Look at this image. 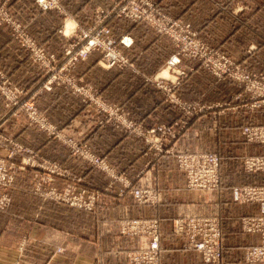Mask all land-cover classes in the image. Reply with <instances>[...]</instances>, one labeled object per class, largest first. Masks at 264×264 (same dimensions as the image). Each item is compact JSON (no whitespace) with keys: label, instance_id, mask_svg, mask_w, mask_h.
I'll use <instances>...</instances> for the list:
<instances>
[{"label":"crops","instance_id":"crops-1","mask_svg":"<svg viewBox=\"0 0 264 264\" xmlns=\"http://www.w3.org/2000/svg\"><path fill=\"white\" fill-rule=\"evenodd\" d=\"M31 1L11 0L10 5L29 12L28 24L43 15L51 17L33 23L47 49L60 50L79 30L97 25L107 28L116 41L130 40L128 47H116L126 57L125 67L103 68L98 62L100 54L91 51L71 64L69 74L90 86L93 96L118 108L132 127L106 120L66 84L51 83L37 90L47 80L44 74L8 39L0 42V65L11 71V80L22 89L37 90L32 93L37 111L63 136L86 145L125 180L123 184L109 180L71 155L69 145L44 136L35 127L20 130L15 141L29 149L35 166L16 169L6 191L9 204L0 211V264H129V255L147 248L148 241L145 236L120 233L121 226L131 220L158 223L159 253L150 264H205L200 254L185 248L184 237L173 231V222L186 217L219 222L222 258L218 264H246L245 249L258 245L261 238L243 233L240 226L244 218L261 215L264 206L240 202L236 191L264 185V173H248L244 168L246 158L264 156V144L248 143L242 131L247 126H264V104L257 103L260 100L252 98L243 84L239 90L231 80L214 77L196 62L183 59L167 68L175 54L170 39L143 23L106 15L112 0H60L61 11L42 13L34 8L33 13L29 11L26 4ZM152 1L169 17L188 22L207 48L218 50L244 72L264 81V0ZM0 34L5 40L6 35ZM188 65H193V72L186 78L177 76ZM157 81L173 86L174 98L201 106L184 129L176 125L182 119L176 102L167 100L172 97ZM162 126L170 130V139L157 152L153 142H145V132ZM132 130L140 134L127 132ZM191 152L218 155L219 184L212 190L187 188L176 154ZM21 158L15 156L13 161L18 164ZM44 165H56V173L42 170ZM48 176L51 181L42 182ZM130 187L152 192L154 202H136ZM66 188L97 193L94 213L43 196L48 190L61 193Z\"/></svg>","mask_w":264,"mask_h":264},{"label":"built area","instance_id":"built-area-1","mask_svg":"<svg viewBox=\"0 0 264 264\" xmlns=\"http://www.w3.org/2000/svg\"><path fill=\"white\" fill-rule=\"evenodd\" d=\"M52 1V5H49L44 0H35L36 4L42 10L50 8L58 10L57 0ZM113 1L114 3L115 1L117 2L113 8L117 17L127 19L134 23L148 22L155 26L154 29L158 34L167 36L170 39L172 44L177 49V54L169 59L167 63L169 69L180 64L183 57L189 59L198 58L206 68L213 67L210 64L209 59H202L203 57L207 58L208 55H201V52L204 49L203 45L199 44L195 32H193L188 25H184L181 21H175L169 18L168 22L173 24L174 27L167 26V19L159 13H157L158 16H155L150 13V10L147 12V10L140 9L132 13L129 11L127 6L130 3V0ZM108 14H110V12L106 15ZM159 17H163L166 21H162ZM80 40L82 43L79 47L75 48V52H73V54H71V51L65 52L67 58L65 64L63 65L64 68L71 65L77 59L84 58L91 51L100 52L101 58L99 60V64L103 68H112L114 66L123 68L127 65L126 57L119 51L117 52L115 47L118 44L128 47L131 43L129 39L123 37L116 41L114 38L109 36L107 28L103 26H94L89 28L86 32H81ZM198 49H201V51L198 52ZM206 49L207 48H205V50ZM221 59L224 64L228 63L223 57ZM220 73L221 72L217 70L214 72L216 76ZM179 75H183V73L178 71L177 76ZM52 79L54 78L52 77ZM238 79L241 81V84L244 85L247 92H250L256 98H259L260 104L264 103V81L262 78L260 79L254 75L241 71V78ZM47 83H53V81L48 80ZM156 84L163 92L170 95L172 99L176 101L174 96L171 95V90L167 89L168 86L159 81H157ZM75 91L78 95L83 97V101L91 102L96 112L102 114L106 120H115L117 124L123 125L127 129L132 127L129 122L122 119L118 108L102 102L100 99L93 96V94H90L83 89H76ZM28 105L30 107L33 106L32 103ZM182 107V109L189 112L192 111L184 105H182ZM46 129L49 136L54 135L55 129L47 123ZM137 132L139 133V131ZM156 132L161 133L160 138L154 139L157 143V150L161 151L163 138L165 135L170 134V130L162 126L150 131L152 135ZM242 133L248 143L264 144V127H245ZM66 144L73 145L70 141ZM86 153L89 155L88 152ZM87 154H85L83 149L77 152L78 157H81L83 161H86V164L93 168L95 167L98 170L107 172L108 175H111L113 180H117L114 172L108 169L100 159L92 158ZM6 157L7 159H10L12 156ZM177 164L179 169L184 173L186 186L190 190H209L215 188L219 183L220 163L219 157L214 153L197 152L179 155L177 157ZM30 165L35 166L30 158L24 160L22 159L16 167H11L6 164L5 161L3 162L0 160V211L4 210L9 204V197L6 194V191L13 181V170H20ZM244 168L248 173L256 171L264 172V157L246 158L244 161ZM41 169L46 170L51 175L56 173L57 166L44 165L41 166ZM46 181H51L50 176L42 179V182ZM129 193L138 203H153L155 200L154 194L147 190L131 189ZM84 195H86L84 190L80 193H75L72 188H66L61 193H57L54 190H48L43 194V196L49 200L61 202L67 204L69 207L93 213L96 207V202L98 201V196L95 193H91L89 195L87 194L86 196ZM236 196L237 200L240 202H259L262 206H264V189H243L237 191ZM262 212L264 213V210ZM173 229L177 236L184 237L185 248L189 251H194L200 254L202 261L205 264H218L221 261L222 231L218 221L215 219L212 220L194 217L181 218L173 222ZM240 229L245 234H257L261 237V244L259 246H250L245 249L243 257L244 262L247 264H264V215H261V217L243 219ZM120 233L131 236H145L148 238L147 248L129 255V264H150L157 260L159 253V226L157 221L132 220L121 226Z\"/></svg>","mask_w":264,"mask_h":264},{"label":"rangeland","instance_id":"rangeland-1","mask_svg":"<svg viewBox=\"0 0 264 264\" xmlns=\"http://www.w3.org/2000/svg\"><path fill=\"white\" fill-rule=\"evenodd\" d=\"M44 1L47 2V4H49V5H52V3H53L52 0H44ZM10 3H11V0H0V33L3 32L6 35L5 40H2V37H0L1 38L0 40H2L0 42H3V41L7 42V39H8V41L10 42L11 45H15L23 51V53L25 54L24 56H26L25 57L26 60L30 61L31 64L36 65L37 68L39 69V71L44 74V76L47 78V80L46 81L44 80L43 84L41 86L37 87V90H39L40 88L45 90L51 84V83H47V81L52 80L53 83H55V84H66L75 93H76V91H75L76 89H81V90L83 89L84 91H87L88 93L92 94V92H90V91H92L90 86H88L86 84H82V83L80 84V83H78V81H76V79H74L70 76L69 69L71 68L72 65H69L68 67H65V68L63 67V65L66 62V58H67V56L65 55V52L71 51V54H73V52H75V48L79 47V45L82 43L80 40V33L86 32L87 30H79L76 35L69 37L70 38L69 43L62 45L61 46L62 48H60V50H59V48H57L58 50L54 51V50H51L49 47L47 49L43 45V43L45 41L43 39L37 37V31L35 29L37 27V24H33V23H34V21H36L37 23L40 21L47 22L48 20L49 21L51 20V17H45L43 15V17L41 16L40 18H38V20L35 19L32 22V24L31 23L28 24L29 21L27 18H29L28 17L29 12L27 10L24 11L23 9L18 10V8L13 7V5H10ZM55 3H56V1H55ZM57 3H58V10L55 8L42 10L36 4L35 0H32L30 5L26 4V7L28 8V6H29V9H30L29 11H31V12H32L31 8H34L39 13L48 12V11L59 12V11H61L60 0H57ZM115 4H117V2L115 1V3H114V1L112 0V5H111L110 9L108 10V12H110L112 15L116 16L115 11H113ZM127 6H128L129 11L132 13H134L136 10L140 9V10H147V12H149V10H150V13H152L155 16H158L157 13L163 15L167 19V24H168L167 26L174 27L173 24H170L168 22L169 18L172 20H175V21H181L184 25H188L189 28L193 32H195L193 30L192 26L188 22H186L184 19L169 17L152 0H130V3ZM37 17H38V15H37ZM117 18H119V17H117ZM159 18L162 21H166V19H164L163 17H159ZM125 20H127V19H125ZM129 22H131V21H129ZM131 23H134V22H131ZM138 23H143L145 25L152 27L153 29L155 28L154 25H152L148 22H138ZM70 26L71 25L67 26V32L70 29ZM97 26H99V25H97ZM155 32H156V30H155ZM195 34H196V32H195ZM196 36H197V34H196ZM197 40H198L200 45H203V48H204L201 52V55L202 56H204L206 54L208 55L207 58L203 57L202 59L203 60L209 59L210 64L213 67L206 68L204 66V64L198 58L189 59V58L183 57L182 60L184 59L186 61H193V62H196L197 64H200L203 68H205L214 77H216L218 79H229L237 86V89L241 90V81H239V79H238V78H241V71H243L241 69V65L235 64L230 58H228L227 56H225L224 54H222L218 50H215L212 48H210V49L207 48L205 46V43L202 42L201 40H199L198 38H197ZM57 45H59V42ZM55 46L56 45L51 44L52 48H54ZM116 47H117V45H116ZM116 47H115V49L118 52ZM174 48H175V46H174ZM205 48H207L208 50L206 49L207 50L206 51ZM200 51H201V49H198V52H200ZM95 52H98V51H95ZM98 53L100 54V52H98ZM176 54H177V49L175 48V54L174 55H176ZM222 57L228 62L227 64L223 63V61L221 59ZM100 58H101V54H100ZM100 58H99V60H100ZM79 59H83V58H79ZM99 60H98V62H99ZM168 61H167V63H168ZM192 66L193 65H188L186 68L184 67V69L178 70L179 72L183 73V75H179V77L180 78L181 77H184V78L188 77V75L193 72ZM167 68H168V65H167ZM214 68L215 69L217 68L216 70L221 72L218 75L220 77L216 76L215 75L216 73L214 74V72L216 71ZM9 71L6 72V70L3 69L2 66L0 65V108L2 111L1 115H0V150L2 152H4V155H3L4 157L0 156V160H2L3 162L5 161V163L11 167H13V166L16 167V165H19V162H18V164H16L13 161V158L15 156H18V155L22 156V158L19 159L20 161L22 159L24 160V159H28L30 157L29 153H31V152H29V149L26 148L25 146H23L22 144L16 142L15 137L17 136L16 134L20 130H23L27 127L32 126V127L37 128V130H39L42 134H44V136H47L48 138H54L57 140H61L64 143H67L68 141L72 142L73 145L70 144L68 147H69L71 155H74V157L78 161H81L84 164L87 163L86 161H83V159L81 157H78V155H77V152H79L80 150L83 149L85 151V154H87L86 152H88L89 153V155L87 154L88 156H90L92 158L100 159L107 166L108 169H110L114 172V170L111 167H109L107 165V163L102 158L91 154V152L89 151V148L86 145H84L83 143L72 141V140H70V138H66L65 135L63 136V134L61 132L57 131L53 125H51L49 122H47V120L44 118V116L37 111L35 104H34V101H33L34 94H32V93L36 92L37 90L36 91L32 90L34 92H29L28 90L22 89L21 86L17 85V83H15V82H13V80H11V77H10L11 71L10 72ZM52 77L54 79H52ZM167 89L168 90L170 89L172 92L173 86H170V87L168 86ZM244 90L246 91L245 87H244ZM248 93H250V92H248ZM251 97L256 98V97H254V95H251ZM177 98H175L177 102L175 100L169 99V98L167 100L176 102L175 104H177V107L179 108V110L182 113V119L176 125L180 126L182 129H184L186 127V125L188 124L189 118L195 117L197 115V113L201 111V106H199L196 103L183 101L179 98H178L179 99L178 100ZM257 99L259 100V98H257ZM258 102H260V101H258ZM31 103L33 105L32 107H30L28 105ZM261 104L263 105L264 103H261ZM182 105L190 108L192 111L189 112L185 109H182L183 108ZM121 117H122V119L125 120L123 115H121ZM46 123L55 129L54 130L55 133L53 136L48 135V131L46 129ZM120 126L122 128H124L123 125H120ZM247 127H252V126H247ZM262 127H264V126H262ZM152 130H154V129H152ZM152 130H148L145 132V135H146L145 142H153L155 144V150L157 152H162L163 149H161V151L157 150V143L154 140L155 138H160L161 133L156 132L154 135H152V133H150V131H152ZM127 132L132 133L134 135L140 134V132L136 133V131H133V130L127 131ZM157 134L159 136H157ZM171 134L175 135L174 133H171ZM169 136L170 135H165L163 138L162 145L164 143L165 147L168 146V144H169V143H167V142H169V139H170V138H168ZM165 147H164V149L166 150V152L174 153V151H171V147L170 148H165ZM162 148H163V146H162ZM191 153H197V152H191ZM207 153H212V152H207ZM186 154H190V153H180L178 155L176 154V160H177V157L179 155H186ZM6 156H12V157L10 159H7ZM260 157H264V156H260ZM249 158H252V157H249ZM219 163H220V160H219ZM86 165H88V164H86ZM88 166L91 167L90 165H88ZM91 168H93V167H91ZM95 170H98V169L95 168ZM13 171L15 172V170H13ZM98 171L103 172L104 174H106V176L109 178V180L113 181V178L111 177V175H108L107 172H104L101 170H98ZM258 172L264 173L263 171H258ZM115 174L116 173L114 172V175ZM183 175H184V173H183ZM115 178L117 179L116 182H121L122 184H123V182H125L124 178L119 176V175H117ZM185 182H186V179H185ZM249 188H251V189H264V185L245 187L244 189H249ZM131 189H140V188H135V187L131 188L130 187L129 192ZM209 190H212V189H209ZM209 190H198V191H209ZM240 190H241V188L237 191H240ZM81 191H83V190H80L79 193ZM84 191L86 192V195L87 194L89 195L91 193H95V192H92L88 189H85ZM95 194L98 196L97 193H95ZM86 195H84V196H86ZM98 200H99V196H98ZM249 202H252V201H249ZM254 203H259V202H254ZM259 204H261V203H259ZM74 209L75 210H81V209H77V208H74ZM81 211H83V210H81ZM83 212L88 213L86 211H83ZM261 215L263 216L264 213L261 212ZM261 215L250 216V217H246V218L261 217ZM194 218L214 220V218H205V217H194ZM246 218H244V219H246ZM135 221H142V220H135ZM173 231H174V229H173ZM260 244H261V241L258 245H255V246H259ZM139 251H141V250H139ZM257 264H263V263H257Z\"/></svg>","mask_w":264,"mask_h":264}]
</instances>
